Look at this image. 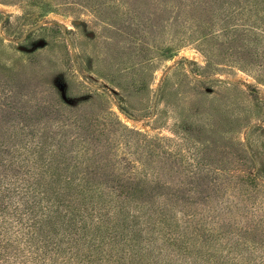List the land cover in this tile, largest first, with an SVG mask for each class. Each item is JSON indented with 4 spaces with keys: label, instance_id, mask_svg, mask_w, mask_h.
Returning a JSON list of instances; mask_svg holds the SVG:
<instances>
[{
    "label": "rangeland",
    "instance_id": "374dc122",
    "mask_svg": "<svg viewBox=\"0 0 264 264\" xmlns=\"http://www.w3.org/2000/svg\"><path fill=\"white\" fill-rule=\"evenodd\" d=\"M230 1L203 15L218 33L206 40L174 0H0L3 181L22 167L71 192L96 168L98 188L121 180L132 195L119 203L167 204L181 232L188 217L206 229L264 227V176L249 194L235 181L252 169L248 150L264 159L262 65L248 73L218 44L236 34H224L228 18L253 28L242 43L264 49V24L255 8L224 12ZM232 229L216 247L237 239ZM260 245L249 250L255 264H264Z\"/></svg>",
    "mask_w": 264,
    "mask_h": 264
},
{
    "label": "trees",
    "instance_id": "16d2710c",
    "mask_svg": "<svg viewBox=\"0 0 264 264\" xmlns=\"http://www.w3.org/2000/svg\"><path fill=\"white\" fill-rule=\"evenodd\" d=\"M174 1L181 9L188 6L197 20L192 30L195 38L202 34L201 39L218 36L214 30L216 22L210 18L217 13L211 9L217 5L213 4L215 0ZM249 1L250 5L239 6L238 0H231L224 12L243 14L249 7L255 8L257 19L264 24L261 7L264 5L259 0ZM197 5L199 13L194 11ZM204 14L210 17H203ZM231 21L227 18L221 22V27L225 35L236 34L218 44L224 46V52L244 58L239 66L248 73L253 69L251 63L261 62L259 71L264 75V49L242 43L251 39L253 28L231 25ZM240 44L243 45L239 47ZM247 159L253 164L252 169H244V174L236 175L235 181L239 189L244 188L249 194V188L257 190L263 184L264 159L257 158L249 150ZM13 175L10 182L3 181L0 176V264H255L249 250H255L259 244L264 248L262 219L235 229L227 222L206 229L201 222L204 219L199 217L200 224L193 225L188 217L183 220L185 230L181 232L173 227L167 204L159 207L140 204L130 208L119 203L116 195L120 198L132 195L121 180L114 181L109 191L98 188L105 181L96 168H92L90 176L82 182L87 190L90 185V192L83 188L71 192L56 190L52 185L53 190L47 189L42 179L51 177L27 174L22 167ZM51 182L49 180L48 184ZM79 196L82 199H78ZM230 228L231 235L237 239L216 247L215 243L226 237ZM262 256L264 258V254Z\"/></svg>",
    "mask_w": 264,
    "mask_h": 264
},
{
    "label": "water",
    "instance_id": "95a60500",
    "mask_svg": "<svg viewBox=\"0 0 264 264\" xmlns=\"http://www.w3.org/2000/svg\"><path fill=\"white\" fill-rule=\"evenodd\" d=\"M38 27V25L35 26V28Z\"/></svg>",
    "mask_w": 264,
    "mask_h": 264
}]
</instances>
